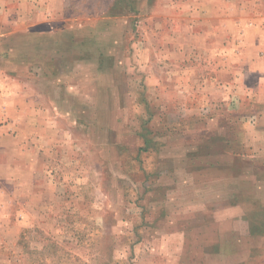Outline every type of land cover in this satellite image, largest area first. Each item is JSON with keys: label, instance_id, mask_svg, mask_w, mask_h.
I'll use <instances>...</instances> for the list:
<instances>
[{"label": "rangeland", "instance_id": "rangeland-1", "mask_svg": "<svg viewBox=\"0 0 264 264\" xmlns=\"http://www.w3.org/2000/svg\"><path fill=\"white\" fill-rule=\"evenodd\" d=\"M20 3L0 5V264H264L261 106L223 99L257 83L236 22L264 0Z\"/></svg>", "mask_w": 264, "mask_h": 264}, {"label": "crops", "instance_id": "crops-1", "mask_svg": "<svg viewBox=\"0 0 264 264\" xmlns=\"http://www.w3.org/2000/svg\"><path fill=\"white\" fill-rule=\"evenodd\" d=\"M16 1H18V0H16ZM20 1H21V3L19 5L21 7H25V4H26V7L28 5H31L33 7L36 6L34 3L35 0H20ZM0 3H3L0 5L2 6L3 10H5L6 5L8 4V0H4V2H0ZM211 7H213V4ZM236 23L240 24L243 27V29H241L243 34H244L243 41L246 39V36L248 33L254 34L255 46H253V47L256 49L253 51L258 53V50H263V55H262V58L251 61L250 64L248 65V68H246L249 73L250 72L255 73L257 83L255 85L239 84V85L229 86L228 92L224 93L223 99L226 102V103H224V105L225 106L227 105V107H229V108L233 107V105H232L233 102H231L233 99L232 98L233 94L231 92L232 88L236 89V93L238 95H242V94L246 93V95H249L250 97H252V99H253L252 102L261 106V111H260L261 114H257L258 112L257 113H253V112L252 113H246V116H245L246 117L245 118L246 119V129H247V133H252V134L255 133V136L261 137L264 135V25L260 21L254 23V22H247L245 20H240V21H237ZM222 25H227V22L223 21ZM211 28L213 29L214 26L212 25ZM245 75H246V72L244 73V75L241 78V82H244V84H245V77H246ZM208 94H209L208 103L209 104L211 103L212 105H213V103L215 104L214 101H215L216 96H215L214 91L212 89L208 88ZM242 103L240 104L241 106H239L240 110L246 108ZM213 107H214V105H213ZM247 114H249V115H247ZM204 131H207L209 134L219 132L218 129H210V128L203 130V132ZM246 139H248V138H246ZM247 145H251V144H247ZM247 149L249 150V147ZM201 154H202L201 156H203L206 153L203 152ZM181 155H184V154L182 153ZM199 155H200L199 150L191 148V149L186 150V153L184 156H189L191 158H194V157H198ZM213 155H214L213 153L208 152L206 156H213ZM208 167L209 166H205L204 168H200V166L198 164H195V167L193 165L190 166L189 168L186 167L184 171L187 173H191V174L192 173L198 174V173H200L201 170L205 171L206 168L208 169ZM187 183L189 186L196 185L195 184L196 182L194 180H192V178H191V181L190 182L187 181Z\"/></svg>", "mask_w": 264, "mask_h": 264}]
</instances>
